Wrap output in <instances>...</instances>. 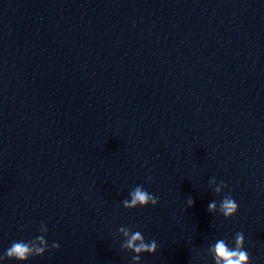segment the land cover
<instances>
[{
    "label": "clouds",
    "instance_id": "obj_1",
    "mask_svg": "<svg viewBox=\"0 0 264 264\" xmlns=\"http://www.w3.org/2000/svg\"><path fill=\"white\" fill-rule=\"evenodd\" d=\"M147 182H151V177L147 178ZM216 184L214 192L217 195L222 193V188L228 186L220 181L217 184L215 178L209 181V185ZM159 202V198L149 193L144 189L142 185L136 186L130 193L129 199L123 200V207L131 210L137 207H146L148 205L156 206ZM194 200L190 197L187 201L188 207L194 205ZM208 212L215 214L219 212L226 220L235 216L239 210V205L235 199L229 193L224 195L219 202V208L217 209V202L215 200L208 204ZM39 231L41 235L35 239L29 241H14L10 247L6 250L3 256H0V260L7 258L8 260H14L19 264H26V262L37 256H43L46 251L49 250V245L45 239L47 233V226L42 224ZM119 234H122L123 242L121 243V249L127 252H131L132 264H140L141 256L145 253L155 254L158 249V244L155 240L145 241L143 234L140 231H133L130 227L121 226L118 229ZM245 237L242 232H237L234 236L233 247L229 246V243L225 239H218L213 245H211V251L213 252L214 264H251L250 254L244 249ZM52 249H58L59 244L53 243Z\"/></svg>",
    "mask_w": 264,
    "mask_h": 264
}]
</instances>
